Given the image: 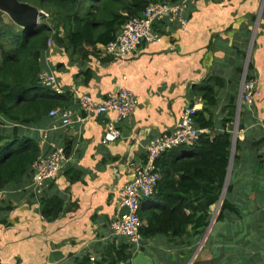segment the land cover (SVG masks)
I'll return each instance as SVG.
<instances>
[{
  "label": "crops",
  "instance_id": "1",
  "mask_svg": "<svg viewBox=\"0 0 264 264\" xmlns=\"http://www.w3.org/2000/svg\"><path fill=\"white\" fill-rule=\"evenodd\" d=\"M186 16L184 27L171 25L159 42L140 44L124 60L102 55L101 45L83 59L54 44L49 47L42 70L56 76L59 93H68L70 105L81 94L101 100L120 83L133 92L137 107L117 122L120 137L111 142L101 141L115 115L111 110L102 116L90 113L67 126L48 115L35 128L38 134L47 129L42 151L64 146L65 160L40 191L34 188L32 175L1 187L0 264H66L80 254L94 261L125 240L110 229L121 209L122 186L144 162L148 140L169 131L189 105L206 118L211 115V126L200 127L206 133L212 136L226 128L232 145L236 139L246 143L237 161L231 145L226 179L232 188L226 192L224 188L220 196L221 203L226 196L233 208L223 220L215 217L196 243L189 231L178 240L158 236L140 241L138 248L133 247L134 255L141 250L155 264H190L194 259L264 264V159H259L264 158V0H194ZM245 66L260 94L251 106L243 104L237 110ZM206 86L215 93V102L207 106L196 91ZM54 195L63 201L62 212L44 219L40 200ZM145 204L154 205L151 200ZM210 208L216 209L217 203ZM207 237L212 242L203 247ZM154 249L163 251L165 258L160 260Z\"/></svg>",
  "mask_w": 264,
  "mask_h": 264
},
{
  "label": "trees",
  "instance_id": "2",
  "mask_svg": "<svg viewBox=\"0 0 264 264\" xmlns=\"http://www.w3.org/2000/svg\"><path fill=\"white\" fill-rule=\"evenodd\" d=\"M20 1L37 6L47 15L40 13L38 23L22 27L0 10V188L5 183H21L32 175L31 164L40 153L35 128L46 121L51 108L70 105L68 93L56 92L40 82L39 73L50 47L48 40L81 59L86 58L96 51L97 45L111 41L124 21L139 16L149 3L162 0ZM196 91L206 106L215 102L211 86L198 87ZM194 119L198 127L212 124L211 115L206 118L203 111H196ZM232 143L229 129L212 136L203 132L192 145L175 146L156 159L162 176L149 196L154 205L140 215L142 244L158 236L178 240L188 231L195 243L202 237L210 223V206L219 200L224 188L225 192L232 188L226 179ZM255 144L256 141L251 143ZM245 148L244 141H234V161ZM40 203L44 219H55L62 212L63 201L57 195L41 199ZM232 208L233 204L224 196L215 220H223ZM211 242L207 237L203 247ZM191 252H186L187 258ZM134 253L133 245L121 240L98 260L80 254L66 264H132ZM153 254L160 260L165 258L163 251L154 249ZM210 261L194 259L190 264Z\"/></svg>",
  "mask_w": 264,
  "mask_h": 264
},
{
  "label": "built area",
  "instance_id": "3",
  "mask_svg": "<svg viewBox=\"0 0 264 264\" xmlns=\"http://www.w3.org/2000/svg\"><path fill=\"white\" fill-rule=\"evenodd\" d=\"M193 2L194 0L176 2L162 0L149 3L139 16H133L124 21L111 41L101 45V54L124 60L131 56L140 44L150 45L159 42L164 34L170 33L171 25L181 28L187 24L186 10ZM41 13L47 15L44 11ZM156 26H158L157 29ZM51 45L53 42L49 39L48 46ZM39 79L42 85L51 87L56 92L61 91L53 73L41 70ZM259 94L260 90L256 81L247 76L245 66L241 74L240 90L236 100L237 110L243 104L251 106ZM73 105L51 108L48 115L58 117L61 124L67 126L74 121H82L90 113L111 110L115 113L114 118L106 126L101 137V141L106 143L120 137V131L116 124L120 119L132 113L137 107V99L130 89L119 83L101 100L94 99L88 94H81ZM195 112V105L186 106L169 131L157 133L148 140L144 162L135 167L132 177L122 186L119 207L125 208V210L123 212L119 210L111 219L110 229L114 236L124 238L135 248L140 246L141 241L139 227L142 221L139 212L146 207L145 203L149 200V196L162 176L156 167V159L163 152L175 146L192 145L198 140L199 135L205 132L196 125ZM39 132L40 153L31 164L32 182L36 191L41 190L46 180L56 177L65 160L64 146H55L48 151H42L47 138V129H42ZM3 197L4 191L0 188V202ZM216 203V209L211 211L210 208V223L219 211L221 198ZM210 223L206 231H208ZM90 259L93 260L92 257Z\"/></svg>",
  "mask_w": 264,
  "mask_h": 264
},
{
  "label": "water",
  "instance_id": "4",
  "mask_svg": "<svg viewBox=\"0 0 264 264\" xmlns=\"http://www.w3.org/2000/svg\"><path fill=\"white\" fill-rule=\"evenodd\" d=\"M0 10L3 11L14 23L22 27H30L38 23L39 14L41 13L37 6L20 0H0ZM103 114V112H99L98 115L102 116ZM124 210L125 208H121L120 212H123ZM56 254H58V251L52 252V255L55 256ZM131 263L155 264L153 259L141 250L132 257Z\"/></svg>",
  "mask_w": 264,
  "mask_h": 264
},
{
  "label": "rangeland",
  "instance_id": "5",
  "mask_svg": "<svg viewBox=\"0 0 264 264\" xmlns=\"http://www.w3.org/2000/svg\"><path fill=\"white\" fill-rule=\"evenodd\" d=\"M49 16H51V14ZM41 91H45V88H42Z\"/></svg>",
  "mask_w": 264,
  "mask_h": 264
},
{
  "label": "clouds",
  "instance_id": "6",
  "mask_svg": "<svg viewBox=\"0 0 264 264\" xmlns=\"http://www.w3.org/2000/svg\"><path fill=\"white\" fill-rule=\"evenodd\" d=\"M40 11H41V9H40ZM42 12V11H41ZM140 213V212H139ZM139 216H140V214H139Z\"/></svg>",
  "mask_w": 264,
  "mask_h": 264
}]
</instances>
